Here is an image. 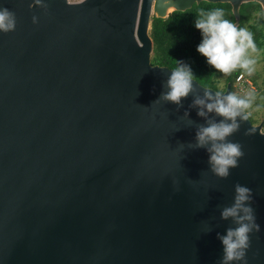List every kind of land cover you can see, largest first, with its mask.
I'll list each match as a JSON object with an SVG mask.
<instances>
[{
	"label": "water",
	"instance_id": "95a60500",
	"mask_svg": "<svg viewBox=\"0 0 264 264\" xmlns=\"http://www.w3.org/2000/svg\"><path fill=\"white\" fill-rule=\"evenodd\" d=\"M202 1L230 3L238 26L244 3L264 9L0 0L17 19L0 33V264H219L217 233L234 226L220 213L237 183L252 190L260 225L246 258L264 264V122L249 116L229 137L244 155L221 179L195 147L206 119L193 105L218 90L194 78L181 106L154 104L172 68L152 62V19Z\"/></svg>",
	"mask_w": 264,
	"mask_h": 264
},
{
	"label": "clouds",
	"instance_id": "9594fccd",
	"mask_svg": "<svg viewBox=\"0 0 264 264\" xmlns=\"http://www.w3.org/2000/svg\"><path fill=\"white\" fill-rule=\"evenodd\" d=\"M79 2L84 3L85 0ZM34 6L46 10L48 4L46 0H32L29 7ZM32 23H38L37 16L33 15ZM193 23L201 35L196 51L208 65L225 75L236 69L253 74L257 63L254 54L258 50L253 33L247 27H240L225 18L223 8L219 7L199 9ZM16 24L15 13L0 6V33L14 31ZM193 81L190 65L178 62L166 80L167 90L154 104L163 101L181 106L182 99L194 91ZM254 99L251 92L242 97L232 92L224 94L217 91L213 94L206 90L203 97H196L193 101V105L198 107L197 115L206 119V125L200 126L196 132L195 147L205 148L208 152L210 171L218 178H228L230 170L238 167V161L244 155L241 144L231 141L229 137L238 132L241 123L249 118L248 110ZM209 113H215L222 119H208ZM253 204L252 190L245 185L235 184L232 203L223 207L220 213L221 219L230 221L234 226L226 228L224 234L217 233L223 250L219 264H248L246 254L251 245V234L260 231Z\"/></svg>",
	"mask_w": 264,
	"mask_h": 264
},
{
	"label": "trees",
	"instance_id": "16d2710c",
	"mask_svg": "<svg viewBox=\"0 0 264 264\" xmlns=\"http://www.w3.org/2000/svg\"><path fill=\"white\" fill-rule=\"evenodd\" d=\"M223 8L225 18L236 22L235 15L230 3H213L202 1L195 3L192 8L186 11H173L167 18L154 16L150 35L153 39L152 62L174 69L178 62L190 65L194 78L206 87L214 88L224 92L228 84L232 85V93L239 96H246L236 93L235 84L240 74H246L241 69L225 75L206 63L205 58L196 51L201 41L199 30L194 27V19L199 9L209 10L212 8ZM240 27H247L253 33L257 52H264V9L258 2H248L241 6ZM260 88L258 93L253 92L255 99L252 107L248 110L254 124L260 123L258 117L260 109L264 107V82L259 85L256 77H252Z\"/></svg>",
	"mask_w": 264,
	"mask_h": 264
},
{
	"label": "rangeland",
	"instance_id": "374dc122",
	"mask_svg": "<svg viewBox=\"0 0 264 264\" xmlns=\"http://www.w3.org/2000/svg\"><path fill=\"white\" fill-rule=\"evenodd\" d=\"M70 1H79V0H70ZM255 55V59L257 61L255 65V71L253 72L252 75H248L247 73L244 74L245 77L249 78L251 80L252 86L248 87L246 85H243L241 82H236L235 88H236V93L241 94V95H247L248 93H258L260 91V88L258 85L255 83L254 79L252 78L253 76L256 77V80L259 85H263L264 82V52H257ZM258 113V117L260 118V121L264 122V107L260 109Z\"/></svg>",
	"mask_w": 264,
	"mask_h": 264
},
{
	"label": "built area",
	"instance_id": "2783aa9c",
	"mask_svg": "<svg viewBox=\"0 0 264 264\" xmlns=\"http://www.w3.org/2000/svg\"><path fill=\"white\" fill-rule=\"evenodd\" d=\"M238 82H241L243 85L252 86L251 80L244 75L238 77Z\"/></svg>",
	"mask_w": 264,
	"mask_h": 264
}]
</instances>
